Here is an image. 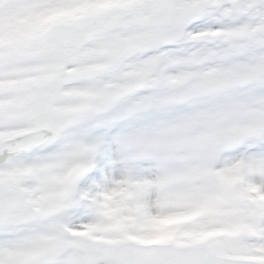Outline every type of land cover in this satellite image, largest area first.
<instances>
[{
	"label": "snow or ice",
	"instance_id": "snow-or-ice-1",
	"mask_svg": "<svg viewBox=\"0 0 264 264\" xmlns=\"http://www.w3.org/2000/svg\"><path fill=\"white\" fill-rule=\"evenodd\" d=\"M0 264H264V0H0Z\"/></svg>",
	"mask_w": 264,
	"mask_h": 264
}]
</instances>
